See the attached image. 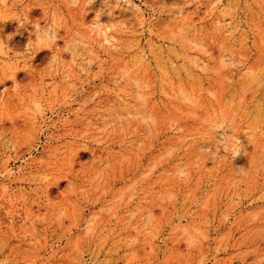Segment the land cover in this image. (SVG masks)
<instances>
[{
  "label": "rangeland",
  "instance_id": "1",
  "mask_svg": "<svg viewBox=\"0 0 264 264\" xmlns=\"http://www.w3.org/2000/svg\"><path fill=\"white\" fill-rule=\"evenodd\" d=\"M0 264H264V0H0Z\"/></svg>",
  "mask_w": 264,
  "mask_h": 264
}]
</instances>
